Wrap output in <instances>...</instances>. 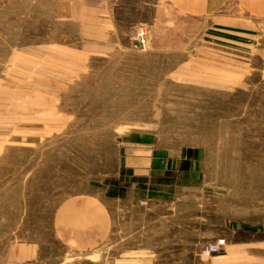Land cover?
I'll return each instance as SVG.
<instances>
[{"label":"rangeland","instance_id":"obj_1","mask_svg":"<svg viewBox=\"0 0 264 264\" xmlns=\"http://www.w3.org/2000/svg\"><path fill=\"white\" fill-rule=\"evenodd\" d=\"M211 2L144 49L131 23L150 9L123 2L122 47L98 56L75 54L53 0H0V264L10 244L41 264H208V245L264 241V0ZM79 200L109 216L103 239L57 232Z\"/></svg>","mask_w":264,"mask_h":264},{"label":"crops","instance_id":"obj_2","mask_svg":"<svg viewBox=\"0 0 264 264\" xmlns=\"http://www.w3.org/2000/svg\"><path fill=\"white\" fill-rule=\"evenodd\" d=\"M130 0H53L55 22L76 27L77 52L85 55L106 56L122 47L120 37L119 16L123 2ZM136 8L150 9L146 21H134L135 29L148 25L147 40L154 46L167 48L174 41L171 26L183 23L191 15L205 16L207 11L216 10L217 5L211 0H135ZM134 8V10H137ZM231 39H239L242 32H252L227 28ZM170 33V35H168ZM131 40V38H129ZM179 39H182L179 37ZM136 150L130 155V165L135 169L149 167L153 161L152 150L147 145L135 144L126 139ZM149 149V150H147ZM133 175H143L133 172ZM84 224V225H81ZM55 225L59 234L65 238L84 244L87 241L101 240L109 229V216L97 202L79 200L69 202L55 217ZM64 239V237H63ZM80 244V245H81ZM1 264H41L40 246L36 243L10 244L7 247ZM208 264H264V241L235 242L227 244L223 251L209 258Z\"/></svg>","mask_w":264,"mask_h":264},{"label":"built area","instance_id":"obj_3","mask_svg":"<svg viewBox=\"0 0 264 264\" xmlns=\"http://www.w3.org/2000/svg\"><path fill=\"white\" fill-rule=\"evenodd\" d=\"M132 41L135 47L144 49L147 45V30L146 28L139 27L134 31L132 36ZM223 245L222 241L217 242L216 244L208 245L205 250L204 254L209 256L211 254L218 253L220 251L221 246Z\"/></svg>","mask_w":264,"mask_h":264},{"label":"trees","instance_id":"obj_4","mask_svg":"<svg viewBox=\"0 0 264 264\" xmlns=\"http://www.w3.org/2000/svg\"><path fill=\"white\" fill-rule=\"evenodd\" d=\"M186 153H187V155H189V157H191V156H190V154L192 153L191 150H187ZM188 153H190V154H188ZM189 159H190V158H189ZM189 159L185 160V161L182 163V164L184 165L183 167H182V164H181V167H180L181 170L186 169V166L188 165V160H189Z\"/></svg>","mask_w":264,"mask_h":264}]
</instances>
